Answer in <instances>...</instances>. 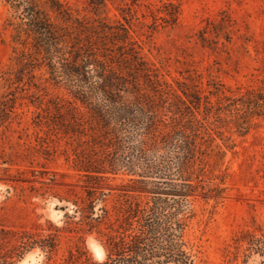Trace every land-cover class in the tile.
<instances>
[{
    "label": "trees",
    "instance_id": "obj_1",
    "mask_svg": "<svg viewBox=\"0 0 264 264\" xmlns=\"http://www.w3.org/2000/svg\"><path fill=\"white\" fill-rule=\"evenodd\" d=\"M2 1L10 8L8 24L17 45L13 64L0 72L6 89L0 185H7L14 192L8 199L14 196L18 202L52 196L67 204L60 207L65 211L61 227L51 221L31 227L17 223L0 206V264H18L36 248L52 258L67 231L97 233L107 254L104 261L93 260L80 235L82 244L70 253L73 262L84 257L85 264H195L186 240L196 216L195 199L224 194L225 188L213 185L225 156L215 141L219 137L233 147L222 129L233 119L240 123L242 110L233 109L219 87L206 94L197 76L169 80L143 53L131 18L123 14L122 20H113L105 14L107 0L93 1V15L84 16L61 0ZM166 7L162 19L177 24L181 4ZM228 23L223 19L216 25L217 35ZM50 86L65 96L51 94ZM17 92L35 97L34 123L51 136H38L37 152L57 151L51 143L65 139L67 158L83 182L80 188L58 184L56 174L48 176L45 168L22 166L23 155L8 151L12 146L3 127ZM246 123L239 128L245 130ZM58 185L66 189L60 192ZM246 235L252 237L251 250L264 255V237Z\"/></svg>",
    "mask_w": 264,
    "mask_h": 264
},
{
    "label": "rangeland",
    "instance_id": "obj_2",
    "mask_svg": "<svg viewBox=\"0 0 264 264\" xmlns=\"http://www.w3.org/2000/svg\"><path fill=\"white\" fill-rule=\"evenodd\" d=\"M61 1L79 16L93 15L91 3L95 0ZM169 2L181 4L175 25L162 19L167 17ZM10 12L9 6L0 0V72L13 64L17 45L8 24ZM105 14L113 20H122L123 14L131 18L132 34L143 46V53L162 67L169 80L197 76L206 94L219 87L229 97L226 102L233 109L242 110L240 123L233 119L222 129L231 138L233 147L228 148L219 137L215 141L225 150V156L216 168L218 178L213 185L225 188V192L218 199L206 200L202 196L195 199L196 216L187 228L186 240L195 264H264V255L251 250L252 237L245 236L250 232L256 238L264 237V0H107ZM223 19L230 23L217 35L220 27L216 25ZM5 92L0 78V121L4 116L2 108L6 107ZM49 92L65 96L64 91L52 86ZM24 94L17 92L18 99L8 110L11 117L4 123L12 146L8 151L23 155L26 161L22 166L45 168L48 176L56 174L58 184L80 188L83 182L72 168V160L67 158L65 139L55 138L51 143L58 147L57 151L37 152L41 147L38 136L50 135L46 134V128H38L34 123L39 111L38 103H32L35 97ZM69 97L67 94V100ZM212 100L217 101V97L212 96ZM246 119V129H240L239 124ZM7 188L0 185V206H5L4 212L17 223L29 227L34 223L46 226L48 221L60 227L65 225V211L60 207L66 202L52 196L18 202L14 196L8 199L14 192L9 193ZM55 189L63 192L66 187L58 185ZM19 209H23L21 215ZM80 235L84 236L89 257L104 261L107 254L97 233L67 231L62 233L59 250L52 258L36 248L18 264H85L84 257L70 260V253H76L77 244H82L77 237ZM96 244L103 247L104 253Z\"/></svg>",
    "mask_w": 264,
    "mask_h": 264
},
{
    "label": "bare ground",
    "instance_id": "obj_3",
    "mask_svg": "<svg viewBox=\"0 0 264 264\" xmlns=\"http://www.w3.org/2000/svg\"><path fill=\"white\" fill-rule=\"evenodd\" d=\"M96 247L98 248V250H100L102 253H104V249L102 246H100L99 244H96Z\"/></svg>",
    "mask_w": 264,
    "mask_h": 264
}]
</instances>
